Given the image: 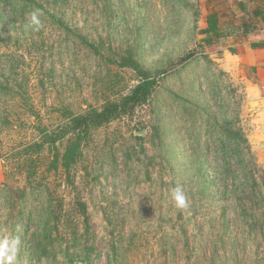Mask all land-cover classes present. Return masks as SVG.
I'll use <instances>...</instances> for the list:
<instances>
[{
    "label": "rangeland",
    "instance_id": "rangeland-1",
    "mask_svg": "<svg viewBox=\"0 0 264 264\" xmlns=\"http://www.w3.org/2000/svg\"><path fill=\"white\" fill-rule=\"evenodd\" d=\"M35 1L56 17L0 0V239L19 237L15 264H264L247 157L227 171L220 149L239 127L263 169L264 133L242 74L224 66L234 41L206 45L199 32L212 10L226 29L231 0ZM129 54L157 80L147 102L94 129L69 178L50 169L53 152L30 148L39 125L128 93L140 80L121 66Z\"/></svg>",
    "mask_w": 264,
    "mask_h": 264
},
{
    "label": "trees",
    "instance_id": "trees-1",
    "mask_svg": "<svg viewBox=\"0 0 264 264\" xmlns=\"http://www.w3.org/2000/svg\"><path fill=\"white\" fill-rule=\"evenodd\" d=\"M259 0H233V5L236 6L241 12L246 13L250 6L249 2ZM20 2L27 5H35L42 10L43 13L49 14V17L54 19L56 11L49 13L44 9L43 5L37 3L35 0H20ZM61 14V18L57 22L61 25L64 19V14ZM258 15V12H254ZM262 18H264L262 16ZM205 25L199 32L203 34V42L206 45H214L221 38H223V30L220 27L219 15L217 11L212 10L205 15ZM250 25L249 20L241 21L240 24L234 25L241 29H248ZM80 41L87 44L83 36L76 35ZM93 47L92 44H88ZM195 50L189 52L185 58L194 56ZM121 66L124 68L132 69L136 71L140 80L129 90L128 93L121 94L115 99L108 100L100 109L89 108L85 111L74 113L67 107H62L56 110L60 111V116L66 119L63 123H41L39 125V133L41 134L39 139L30 145V148H34V152L39 155V152L48 148L53 152L49 167L50 169H60L63 173L67 174V178L70 176V168L79 160L82 154V144L88 140L91 132L101 126L107 125L112 121H115L123 116L129 115L133 110L140 105L147 102L148 98L154 91L157 80L155 77H151L147 71H145L140 63L131 55L123 56ZM231 129V127H229ZM232 137L226 140H222L220 149L223 153V160L226 164L224 167L233 169V167L242 166L244 159L240 157L246 156V165H243L245 180L243 183L244 191L247 200L250 202L251 207L259 206L264 213V168H257L256 161L254 160L251 148L249 146L246 135L239 127H234L229 130ZM65 140V144L64 141ZM58 145H63L62 152L58 151ZM30 156L29 154L27 155ZM230 158V159H229ZM236 158V159H235ZM234 160V162H232ZM33 161V160H32ZM35 174V173H34ZM30 175V172H29ZM81 206L82 203H80ZM86 220V211L83 210Z\"/></svg>",
    "mask_w": 264,
    "mask_h": 264
},
{
    "label": "crops",
    "instance_id": "crops-1",
    "mask_svg": "<svg viewBox=\"0 0 264 264\" xmlns=\"http://www.w3.org/2000/svg\"><path fill=\"white\" fill-rule=\"evenodd\" d=\"M249 4L248 11L243 13L231 0L230 12L233 19L227 23L226 29L221 28L229 32H225L224 37L217 43L223 44L227 38L234 41L233 45H227L224 66L227 70H236L242 74L241 79L245 83L250 103L253 108L256 106L251 114V121L255 123L258 131L264 133V0L251 1ZM254 12L259 14L255 15ZM220 19L221 17L219 23ZM247 19L250 22L248 29L234 26Z\"/></svg>",
    "mask_w": 264,
    "mask_h": 264
},
{
    "label": "clouds",
    "instance_id": "clouds-1",
    "mask_svg": "<svg viewBox=\"0 0 264 264\" xmlns=\"http://www.w3.org/2000/svg\"><path fill=\"white\" fill-rule=\"evenodd\" d=\"M41 15L39 9H35L30 13V26L34 27L35 30H39L42 26ZM171 198L177 207L187 206V196L180 186L171 190ZM19 244V237L0 239V264H15Z\"/></svg>",
    "mask_w": 264,
    "mask_h": 264
}]
</instances>
